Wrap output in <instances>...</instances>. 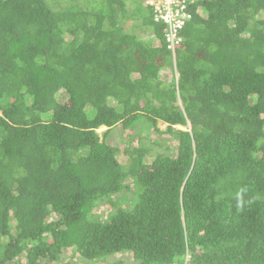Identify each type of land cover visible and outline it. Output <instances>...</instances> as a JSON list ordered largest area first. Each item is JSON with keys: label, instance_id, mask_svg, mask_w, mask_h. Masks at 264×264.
<instances>
[{"label": "trees", "instance_id": "trees-1", "mask_svg": "<svg viewBox=\"0 0 264 264\" xmlns=\"http://www.w3.org/2000/svg\"><path fill=\"white\" fill-rule=\"evenodd\" d=\"M148 1L0 0V264H264V0Z\"/></svg>", "mask_w": 264, "mask_h": 264}, {"label": "built area", "instance_id": "built-area-1", "mask_svg": "<svg viewBox=\"0 0 264 264\" xmlns=\"http://www.w3.org/2000/svg\"><path fill=\"white\" fill-rule=\"evenodd\" d=\"M185 7V0H159L155 5L157 20H163L170 26V33L167 35L170 48L179 44L177 34L184 25L183 18H190V15L185 12Z\"/></svg>", "mask_w": 264, "mask_h": 264}, {"label": "rangeland", "instance_id": "rangeland-1", "mask_svg": "<svg viewBox=\"0 0 264 264\" xmlns=\"http://www.w3.org/2000/svg\"><path fill=\"white\" fill-rule=\"evenodd\" d=\"M158 127L161 129V130H165L166 129V127H167V125L166 124H164V123H158ZM177 129H188V127L187 128H184V127H176ZM106 131V128H104V127H102V128H100L99 129V133H103V132H105ZM113 138H114V140H115V142L118 144V146L119 147H121V149H122V147H123V140L125 141V134H120L118 131H114L113 133H112V135H111ZM157 138V136H156V134H153V136H152V138L151 139H156ZM166 138V137H165ZM117 146V145H116ZM110 209H111V207L109 206V205H103V204H100L99 206H97L95 209H94V213H96V214H99V215H101V214H106L108 211H110ZM68 256H70L71 255V253H66Z\"/></svg>", "mask_w": 264, "mask_h": 264}, {"label": "clouds", "instance_id": "clouds-1", "mask_svg": "<svg viewBox=\"0 0 264 264\" xmlns=\"http://www.w3.org/2000/svg\"><path fill=\"white\" fill-rule=\"evenodd\" d=\"M159 1V0H158ZM190 0H185V4H186V6H187V3L189 2ZM156 1H154V0H149L146 4H149V5H151V6H154V9H155V5H156ZM185 9H186V7H185ZM186 12V11H185ZM186 14H187V12H186ZM190 18H191V16H190ZM190 18H187V17H185V18H183V20H184V25H185V20H188V19H190ZM163 21V20H162ZM164 22V21H163ZM165 23V22H164ZM166 24V23H165ZM184 25L179 29V31H178V34H177V39L179 40V44L177 45V46H175L174 48H170L169 47V43H168V48L172 51V53L175 55V53H176V48L177 47H179L180 45H181V43H182V38H181V35H180V32H181V30L183 29V27H184ZM167 26H168V29H169V32H168V34L170 33V26L167 24ZM167 34V35H168ZM167 35H166V40H167ZM208 52V50H205V53H207ZM179 104H181V102L179 103ZM176 127H183V126H176ZM175 127V128H176ZM188 127V129H180V130H185V131H190V128H191V124H190V122L188 121V123H187V126L186 127H184V128H187ZM102 128V127H101ZM104 128H106V127H104ZM106 130H107V128H106ZM99 264H106V263H99Z\"/></svg>", "mask_w": 264, "mask_h": 264}]
</instances>
